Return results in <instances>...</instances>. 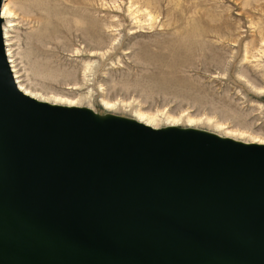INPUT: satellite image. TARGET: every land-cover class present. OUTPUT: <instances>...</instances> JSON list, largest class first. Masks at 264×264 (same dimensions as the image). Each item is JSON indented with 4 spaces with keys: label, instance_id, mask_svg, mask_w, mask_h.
<instances>
[{
    "label": "water",
    "instance_id": "water-1",
    "mask_svg": "<svg viewBox=\"0 0 264 264\" xmlns=\"http://www.w3.org/2000/svg\"><path fill=\"white\" fill-rule=\"evenodd\" d=\"M2 1L0 264H264V144L23 93Z\"/></svg>",
    "mask_w": 264,
    "mask_h": 264
},
{
    "label": "rangeland",
    "instance_id": "rangeland-1",
    "mask_svg": "<svg viewBox=\"0 0 264 264\" xmlns=\"http://www.w3.org/2000/svg\"><path fill=\"white\" fill-rule=\"evenodd\" d=\"M4 2L16 73L36 99L264 144V0ZM203 50L221 65L191 66ZM171 59L163 76L151 69Z\"/></svg>",
    "mask_w": 264,
    "mask_h": 264
},
{
    "label": "bare ground",
    "instance_id": "bare-ground-1",
    "mask_svg": "<svg viewBox=\"0 0 264 264\" xmlns=\"http://www.w3.org/2000/svg\"><path fill=\"white\" fill-rule=\"evenodd\" d=\"M4 4V5H3ZM3 8V9H2ZM11 10L8 8L6 2H4V0L2 1V6H1V16L2 18L5 20L4 23L6 24L7 21V17L11 16ZM14 16V15H13ZM3 23V24H4ZM3 37H4V42H5V50H6V55H7V58H8V62H9V65H10V68H11V71L13 73V77H14V80L16 82V84L18 85V88L25 94L27 95H30L31 97H34L28 90H26V88H24L22 86V82L18 79V73H16V68H15V64H14V60L12 58V54H11V51H10V47H8L9 42H8V31H7V25H3ZM104 42V41H103ZM201 52H204V53H201L199 56H200V59L197 60V61H190L189 64L191 66L195 65V64H198L200 63L201 65L203 64V67L206 65L209 67V64L211 63H217V64H220L218 62H216L217 60H215L216 56L214 54H212L211 52H209L208 50H203ZM208 52V53H207ZM248 54V53H247ZM247 57V56H246ZM217 59V58H216ZM177 62H179V60H174V59H171L170 61H168V63L164 66L165 68H163L162 64H153L151 65V69L157 73H162L160 74L159 76H163L164 74H166V71H169L171 68L175 67L176 64H178ZM139 64V63H138ZM146 64V63H145ZM221 65V64H220ZM219 65V66H220ZM211 66V65H210ZM218 66V65H217ZM214 67V66H213ZM224 69V66L223 68ZM247 69V68H246ZM151 71V70H150ZM208 73V72H207ZM210 73V72H209ZM241 73V72H240ZM242 74V73H241ZM250 74V73H249ZM20 78V77H19ZM21 82V83H20ZM252 83V82H251ZM254 84V83H253ZM256 85V84H255ZM257 87V86H255ZM254 88V87H253ZM263 90V88H261ZM258 91V90H257ZM35 98V97H34ZM101 117V116H100ZM105 117V116H103ZM143 123V122H142ZM148 125V124H147ZM149 126H152V125H149Z\"/></svg>",
    "mask_w": 264,
    "mask_h": 264
}]
</instances>
